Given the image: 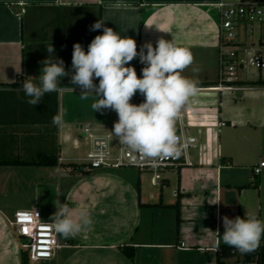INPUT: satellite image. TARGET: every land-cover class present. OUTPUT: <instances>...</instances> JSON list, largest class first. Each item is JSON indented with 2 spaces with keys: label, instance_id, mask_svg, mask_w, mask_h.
Wrapping results in <instances>:
<instances>
[{
  "label": "crops",
  "instance_id": "obj_1",
  "mask_svg": "<svg viewBox=\"0 0 264 264\" xmlns=\"http://www.w3.org/2000/svg\"><path fill=\"white\" fill-rule=\"evenodd\" d=\"M219 1L0 0V85L6 86L0 87L3 106L8 105L7 94L22 93L18 89L26 77L39 76L41 62L48 57L46 46L52 44L54 55L62 59L65 70L70 71L73 45L80 43L87 50L91 40L102 34V30L90 31L91 25L98 20L136 40L138 51L146 43L155 47L161 38L174 39L178 45L189 49L193 62L182 75L197 81L199 92L180 112L192 99L203 105L213 102L218 96L215 86L209 84L216 83L219 77L220 31L216 7ZM130 65L135 67L139 78L142 67L138 58ZM259 79L264 80V71H254L248 77L244 75L242 82ZM62 80L71 83L70 77ZM15 83L20 86L7 87ZM241 86L239 98L228 93L231 99L224 100L223 93L220 106L227 127L245 130L229 135L236 151H224L221 146L223 129L218 140L220 160L209 166L201 165L198 153L193 152L190 156L193 165L168 173L161 188L152 185L150 175L151 191L142 176L136 187L123 175H114L115 184L109 187L113 195L107 199L111 201L109 211L101 208L100 199L90 205L86 211L91 219L90 226L69 236L57 260L42 264H217V248L225 245L216 233L223 234V216L243 218L247 212L264 220V168L255 180L252 172L264 162V86ZM75 87H65L68 90L58 94L59 113L64 124L57 130L51 123L32 122L30 113L21 111L24 106L21 103L17 106L20 111L12 109L11 119L9 108L4 109V117L12 123L0 125V158L37 162L58 149L60 165L0 166V264H22L19 238L7 221L12 219L7 213L19 205L22 184L32 189L47 187L56 174L57 190L61 195L62 179L74 173L65 165L64 148L72 134H80L88 128L95 136H104L110 134L118 120L117 113L111 109L95 112L100 121L86 119L85 113L94 112L91 108L93 98L87 99L91 102L73 99L80 97L81 89ZM227 102L233 103L229 111L224 110ZM245 102L251 104V110ZM249 129L251 131H246ZM259 129L263 132H258ZM83 138L82 132L79 139ZM79 146L75 139L74 147ZM250 151L260 153L258 162H243ZM170 174L176 177L174 185ZM105 175L100 173L95 178ZM165 186L173 187L176 200L165 199ZM240 187L245 188L241 190ZM67 195L65 203L71 207L75 190L66 191ZM177 201L179 215L170 207ZM159 204L162 206H154ZM260 246H264V238ZM226 264L257 262L237 263L234 257Z\"/></svg>",
  "mask_w": 264,
  "mask_h": 264
},
{
  "label": "clouds",
  "instance_id": "obj_2",
  "mask_svg": "<svg viewBox=\"0 0 264 264\" xmlns=\"http://www.w3.org/2000/svg\"><path fill=\"white\" fill-rule=\"evenodd\" d=\"M96 30H102V34L91 40L87 50L80 43L73 45L70 71L54 55L52 44L46 46L48 57L41 62L39 76L26 77L18 91L34 107L45 95L67 91L61 81L70 77L71 84L81 89V100L93 98L94 112L111 109L117 113L118 120L110 133L122 147L147 158L179 156L186 145H181L175 121L181 109L199 92L198 82L182 75L193 62L191 52L174 39L163 38L155 47L146 43L138 51L136 40L106 27L105 22L98 20L91 25L90 31ZM136 58L144 65L139 78L135 67L130 65ZM137 93L144 97L138 105L130 102ZM52 123L62 127L63 116L57 113ZM54 206L56 211L49 223L56 233L69 237L90 226L86 211H78L59 200ZM221 219L223 234L216 233L223 244L241 254L260 247L264 220L247 212L243 218Z\"/></svg>",
  "mask_w": 264,
  "mask_h": 264
},
{
  "label": "built area",
  "instance_id": "obj_3",
  "mask_svg": "<svg viewBox=\"0 0 264 264\" xmlns=\"http://www.w3.org/2000/svg\"><path fill=\"white\" fill-rule=\"evenodd\" d=\"M216 7L219 12L220 64L214 86L218 97L204 105L192 99L179 113L175 121L176 134L181 145H186L181 148L180 155L147 158L122 147L111 133L95 136L86 128L83 135L90 140L91 151L83 170L135 169L149 174L152 185L161 188L168 173L193 165L190 161L193 152L198 153L201 165L209 166L221 159L218 140L228 126L220 112L222 94L233 93L238 97L242 77L264 71V0H220ZM256 33L259 35L257 40ZM143 100L144 97L137 93L130 102L138 105ZM263 168L264 162H261L252 169L254 179L262 174ZM174 195L177 197V193ZM7 221L22 241L21 248L27 251L31 264L57 260L66 246L61 241V234L52 229L37 207L19 210Z\"/></svg>",
  "mask_w": 264,
  "mask_h": 264
},
{
  "label": "rangeland",
  "instance_id": "obj_4",
  "mask_svg": "<svg viewBox=\"0 0 264 264\" xmlns=\"http://www.w3.org/2000/svg\"><path fill=\"white\" fill-rule=\"evenodd\" d=\"M227 1H231V0H227ZM259 38V35L256 33L255 34V40H257ZM69 97V96H68ZM232 97V95H229L228 93H226L224 95V100H230ZM239 98V97H238ZM69 98H64V100H68ZM73 99H76L77 101L81 100L80 97L76 96V98L74 97ZM87 102H91L89 100H85ZM239 102V101H238ZM248 102H245V104L247 105ZM264 103V101H263ZM233 106V103H225L224 104V110L225 111H229ZM248 109L251 110V108H249L251 106V104L247 105ZM87 115L86 119L89 120H98L101 119L99 117V115H96L95 112H90V113H85ZM82 122V121H81ZM84 122V121H83ZM86 124V123H85ZM233 129V130H232ZM242 131V129H235L231 128V127H227L224 128L223 130V134L221 136V146H224V151L228 150V149H234V151H236L235 147L232 146L231 141L229 139V135L231 133L233 134H240ZM246 131H251L246 130ZM83 131H80V134ZM258 132H263L262 130H258ZM79 132L73 133L72 134V139L70 142L65 144L66 148V155L65 158L67 159L65 162V165L69 167L70 170H73V166H69V164L73 163V164H78V165H85L86 161H87V156L89 154V152L91 151V145H90V141L88 138H83V139H79ZM77 140L79 142V147L75 148L74 147V140ZM248 156V161L245 157ZM259 156L260 153L258 151H250L248 152V154H245V157H243V162H258L259 160ZM251 163V164H252ZM253 163V164H254ZM57 171V170H56ZM85 171V170H83ZM57 173V172H56ZM100 173H105L106 175L101 177V178H95V176L97 174ZM123 175L124 177H126L128 181L133 182L136 187L139 184V176H142L143 178V182L146 186H148L147 188L149 189V191L153 190L150 188L149 185V174H144V173H140L135 169H128V168H124V169H118V170H111V169H99V170H92L90 173H84L82 172L81 169H77L74 173L71 174H67V176H65L62 181H61V186H62V192L61 195L58 193L57 190V184H58V178H56V174L53 177L52 181L50 184L47 185V187H37L35 189L29 188L27 187L25 184H22L21 187V197L19 199L18 204L16 205L15 209L11 212H8L7 215L10 218H14L15 213L19 210H30L34 207H37L40 209V211L43 213L44 216V220L50 221V218L52 217V215L54 214V212L56 211V208L54 206V202L59 200L60 201V197L62 196V203L65 202V198H68V195L65 196V192L69 190V192L72 191V189L75 190L76 195L74 197H72V201L74 203H72V201L70 202L71 207H73L74 209L79 210H83V211H87L90 207V205H94V203L100 199L101 203L100 206L102 209L106 208L107 211H109V203L111 202L110 200H107L108 198H111V195H113V189L109 188L112 187L115 184V180L112 178L114 175ZM109 175V176H108ZM112 175V176H111ZM171 177V181H172V185L175 184L176 181V177L172 174H170ZM66 179V181H65ZM66 183V184H65ZM100 186V187H97ZM157 190H155L156 192ZM174 190L173 187H169V186H165V189L163 191V195L165 197L166 200L169 199H173V194H174ZM95 199V200H94ZM177 213V211H176ZM19 238V237H18ZM67 239H69V237H64L63 235H61V240L62 243H66ZM19 244H20V248H21V243L22 241L20 239H18ZM21 250L24 252V254H27V251L22 249ZM63 253V252H62ZM65 253V252H64ZM63 253V254H64ZM43 262H40V264H42ZM26 264H31L30 262H27Z\"/></svg>",
  "mask_w": 264,
  "mask_h": 264
},
{
  "label": "trees",
  "instance_id": "obj_5",
  "mask_svg": "<svg viewBox=\"0 0 264 264\" xmlns=\"http://www.w3.org/2000/svg\"><path fill=\"white\" fill-rule=\"evenodd\" d=\"M63 84V87H71L75 86L71 83H65L63 80L61 81ZM217 83V82H216ZM216 83H212L209 85H215ZM241 85H253V86H264V80L259 79L258 81L255 82H241L239 83ZM20 86V83H15L12 85L7 86L8 88H15ZM0 87H6L3 85H0ZM2 96H0V125L2 124H8L12 123V121L8 120L6 117H4V109L6 110L9 108V114H10V119L12 118V113L13 110H19L17 106L23 104L24 106L22 107L21 111H25L27 114V111L30 113L32 117V122L37 123V124H44V123H52V117L59 113V97L57 93H51L49 95H45L43 98L42 102L39 103L38 105L32 107L30 106L26 101L27 98L24 97L23 92L20 94L17 93H12L10 92L7 94V100L8 105L3 106L2 103ZM21 101V102H20ZM16 106V108H13V106ZM16 109V110H15ZM20 111V110H19ZM25 114V113H24ZM6 118V119H5ZM54 128L57 130V126L53 125ZM59 150L56 149L52 153H50L47 157L37 161V162H32L28 160H21V159H13V160H6V159H1L0 158V166H40V167H57L59 166ZM69 166H73V172H75L77 169H81L82 172L84 173H89L90 171H83L82 167L84 165H78V164H69ZM255 180V179H254ZM245 187H240L239 189H244ZM140 206H143V204L140 203ZM154 206H162L161 204L159 205H154ZM171 208L176 209L177 215H179V201L176 202V204L170 206ZM179 217V216H178ZM128 255L131 257V252L128 253ZM237 257V263H250V262H257V264H264V246H260L255 252L249 253V254H241L238 250H236L233 247L229 246H219L217 248V258H218V263L217 264H226V261ZM29 262V258L27 254H24L22 251V264H26Z\"/></svg>",
  "mask_w": 264,
  "mask_h": 264
}]
</instances>
